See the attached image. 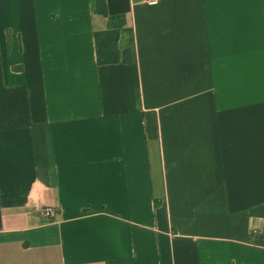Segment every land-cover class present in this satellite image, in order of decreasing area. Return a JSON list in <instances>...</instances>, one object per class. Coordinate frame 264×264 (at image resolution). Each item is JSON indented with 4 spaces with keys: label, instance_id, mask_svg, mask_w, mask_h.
I'll use <instances>...</instances> for the list:
<instances>
[{
    "label": "crops",
    "instance_id": "0c3cea01",
    "mask_svg": "<svg viewBox=\"0 0 264 264\" xmlns=\"http://www.w3.org/2000/svg\"><path fill=\"white\" fill-rule=\"evenodd\" d=\"M106 4L0 0V264H264V0Z\"/></svg>",
    "mask_w": 264,
    "mask_h": 264
},
{
    "label": "trees",
    "instance_id": "16d2710c",
    "mask_svg": "<svg viewBox=\"0 0 264 264\" xmlns=\"http://www.w3.org/2000/svg\"><path fill=\"white\" fill-rule=\"evenodd\" d=\"M97 12L107 15V4L106 0H96ZM125 22L123 15L110 16V27L106 31L96 32V43H97V57L99 63H109L119 60V49H118V37L120 29ZM124 54H129L132 59L131 49L124 50ZM253 215L264 216V204L254 207L251 210Z\"/></svg>",
    "mask_w": 264,
    "mask_h": 264
},
{
    "label": "built area",
    "instance_id": "2783aa9c",
    "mask_svg": "<svg viewBox=\"0 0 264 264\" xmlns=\"http://www.w3.org/2000/svg\"><path fill=\"white\" fill-rule=\"evenodd\" d=\"M160 0H145V2H147L148 4H156L158 3ZM43 214L47 219H53L57 212L55 207L53 206H47L43 209Z\"/></svg>",
    "mask_w": 264,
    "mask_h": 264
}]
</instances>
